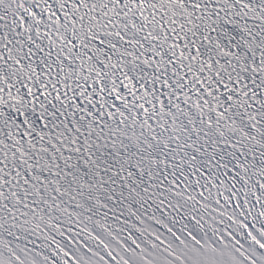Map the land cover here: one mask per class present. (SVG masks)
<instances>
[{
	"label": "snow or ice",
	"instance_id": "1",
	"mask_svg": "<svg viewBox=\"0 0 264 264\" xmlns=\"http://www.w3.org/2000/svg\"><path fill=\"white\" fill-rule=\"evenodd\" d=\"M0 264H264V0H0Z\"/></svg>",
	"mask_w": 264,
	"mask_h": 264
}]
</instances>
